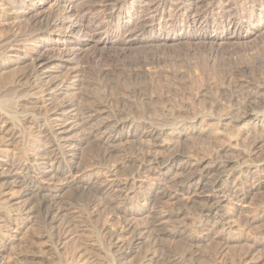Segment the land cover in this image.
<instances>
[{
  "label": "rangeland",
  "instance_id": "rangeland-1",
  "mask_svg": "<svg viewBox=\"0 0 264 264\" xmlns=\"http://www.w3.org/2000/svg\"><path fill=\"white\" fill-rule=\"evenodd\" d=\"M114 1L123 0H86L84 3L87 4L74 3L73 10L79 16L84 11L85 14L95 13L96 21L101 23L105 20L100 19L103 18V13L108 12L107 2L113 4ZM130 1L128 3H131ZM50 3L48 2L46 7ZM217 5L216 3L215 6ZM205 6L204 3L202 6L199 4L195 9L190 7L189 3H185L176 8L167 5L160 11L156 10L154 2H145L140 8H134L133 17L125 14L124 23L119 24L118 28L115 24L107 38L143 35V33L147 35L158 28L152 29L151 24L159 22L160 15L163 20L170 19V22L171 19L178 18L185 20L196 16L197 11L204 10ZM49 11L51 17L53 14L55 17L61 10L57 11L53 7ZM243 13L246 15L247 10ZM87 15L91 16V14ZM81 23L85 27L84 44L72 46L73 49L62 52L58 50L49 52L54 56L73 54L72 61L65 62L64 67L61 66L55 74L59 80L67 83L75 80L74 89L70 88L71 90H65L62 94L47 98L43 92L46 91L47 85L45 83L43 85L44 81L40 76L37 77L30 59H22L10 66L3 63L4 68L0 70V108L10 107L12 104L11 107H16L17 112L20 110V112H30L41 120L27 122L21 118L15 126H11V123L0 114L2 116L0 150L8 153L10 157H15V162H19L26 155L33 156L37 154L36 151L44 149L46 142H49L47 133L52 123L53 107H57L62 99L68 97V100L80 109L90 108L92 110L89 111L105 112L109 117L118 120L131 117L133 122L151 123L152 126L161 127L164 132L160 135L159 142H156L158 147L141 135L124 142L125 144L119 143L115 147H106L102 143L101 135L97 137L89 135L88 140L77 145L73 151L72 163L77 166L79 173L98 167L97 170L106 172L105 176L115 174L117 179H125L134 175V171L154 157L165 160L179 154L185 159L192 161L203 159L209 164L233 158L234 161L235 159L238 161L229 164L232 165L230 166L233 168L232 171L229 166L227 167L229 173H233L228 177V184L234 183L245 190L250 188L253 182L251 174L239 170L246 156L239 152L244 151L245 154L255 151L260 156H264V125L250 124L244 127L239 120L249 109L252 99H255L254 88L264 85V32L257 36L250 33L247 38L236 42L226 41L219 46L200 42L172 44L154 42L130 47L105 43L97 46L91 35V30H94L96 24H88L85 21ZM168 23L162 24V28L172 24ZM129 29L131 33L128 32ZM12 30V24L7 19H0V37L10 38ZM45 40L46 43L51 42V38ZM30 43L13 42L12 49L22 53L31 47L32 43ZM4 51L0 50V53ZM2 54L4 53L0 55V64L6 61L5 55ZM38 94L43 95L38 99L32 98L33 95ZM259 94L260 92L256 93L258 98ZM261 97L264 99V91L261 92ZM177 126H180L183 136L172 133L171 128ZM6 127H10L9 130ZM127 130L128 126L121 132ZM75 132V138H82L88 130L78 128ZM184 135L187 137L185 138ZM236 163L241 164L237 166ZM63 175L66 176V173L57 175L56 179H53L55 184L58 181L56 186L60 190L55 193V200L48 203V210L35 213L33 219H29L30 222L21 219L14 220L13 223L9 222L5 219L6 214L0 210V241L2 239L6 245L0 259L5 256L4 258L11 264H264V240L258 234L264 228L262 222L258 223L259 218L264 217V212L261 211H264L262 190L256 191L246 200L245 208L233 201L225 203L224 209L228 210L229 219L232 220V224L235 221L233 227L228 228L225 224L208 220L204 211L206 205L197 195H189L188 200L177 195L173 174L165 184L164 192L156 194V198L141 211L136 202L127 206L130 210H138V213L142 214L137 213L134 219L130 220L136 227L135 230H125L124 225L128 217L118 209L120 204H123L122 192L120 193L118 189H114L115 192L110 189L107 192L88 191V189L85 191L77 184L69 183V179ZM155 177V174L146 173L140 178L149 184L155 180ZM4 184L5 177L0 175V206L6 205L7 208L16 211L18 205L11 203L13 201L9 198L11 196L9 193L14 191L12 195H15V188L6 189ZM129 187H132L131 183ZM151 193L152 191L147 187L140 188L138 195H134V201ZM27 198L31 197L27 196ZM33 199L31 198V201ZM172 212H180V215L171 219L168 214ZM151 214L163 222L165 229L163 234L145 228L149 220L148 215ZM258 215L261 217H257ZM252 217L257 218V222H249ZM118 234L122 235L118 236ZM190 235H193V238ZM125 251L129 253H125L124 256L119 255L120 252Z\"/></svg>",
  "mask_w": 264,
  "mask_h": 264
},
{
  "label": "bare ground",
  "instance_id": "bare-ground-1",
  "mask_svg": "<svg viewBox=\"0 0 264 264\" xmlns=\"http://www.w3.org/2000/svg\"><path fill=\"white\" fill-rule=\"evenodd\" d=\"M48 2L51 3L50 5H48V7H46V4ZM84 2H86V0H0V19L1 20L7 19V21L11 23L13 27L10 38H8L9 36H7L6 38L5 36L0 37L1 38L0 50L1 51L5 50L4 52L1 53H4L2 55H5V59H6V61L1 62L0 70L4 68L3 63H6L10 66L13 65L14 63L17 64L22 59L27 58L30 59L34 71L37 74V77L40 76L42 81H44L43 85L44 83L47 85L46 91L45 90L43 91L45 92L44 93L45 97L50 98L52 96L62 94L65 90L67 91L70 88L74 89V86H76L75 80H72L74 82L70 81L69 83H67L62 80H59L57 78L58 77L57 74H55L56 72L59 71V68L61 66L64 67L65 62L72 61L73 54L54 56V55H50L49 52L54 50H58L62 52L64 50L73 49L72 46H80L81 44H84L86 41L83 39L84 37L83 33L85 30V27L81 23L83 21L87 22L88 24H93V25L96 24L94 30H91L92 31L91 35L94 40L93 42L97 46L105 43H110L114 45L119 44L120 46L121 44L130 47L132 45H143V44L148 45L154 42H163L164 44L167 43L172 44L176 42H192V43L200 42L203 44L209 43L212 45L219 46L220 44L226 41L236 42L243 38H247L250 35V33L255 34V36H257L258 34L264 32V0H246L245 2L243 0H131L130 1L131 3H128L129 0L114 1L113 4L111 2L108 4L107 2L106 6H108L107 9L108 12L105 14L102 12L103 18L100 19L101 20L105 19V20L102 21L101 23L96 21L95 13L88 12L85 14L84 11L82 15L80 16L77 15V13L73 10V4L74 3L80 4ZM145 2H154L156 5V10L159 9L160 11H162V9L164 10V8L167 5L176 8L177 6L180 7V5L183 4L185 5V3L187 4L189 3L190 7L192 8L194 7L195 9L199 4H201L202 6V4L204 3V5H206L205 6L206 8L204 10L201 9V11L196 10L197 11L196 16L189 17L188 19L185 20H179V18L176 16L178 19H171L172 21L170 22L169 18H166L169 20H163L162 19L163 17L160 15V17H158L159 22L156 23L152 22L153 24L150 23L152 29H155V27L158 28L153 30V32L147 35H144L143 33V35H134V36L125 35V37L117 38L115 36V38L113 39H108L109 37L107 38V36H110L109 33L111 31V28L115 24H117V28H118L119 24L124 23V17H126V15L127 16L130 15L129 17L131 16L133 17L134 14L132 15V11L134 10V8L136 7L140 8L142 4H144ZM99 3L101 4V2ZM216 3L218 4L217 6H215ZM53 7H55L57 11L59 10L61 11L59 12V14L56 12L57 16L55 17H53L54 16L53 14L52 16L53 18H52L51 17L52 14H50L51 12L49 10ZM101 10L103 11L102 8ZM246 10H247V14L243 15L244 14L243 12ZM139 13H141V11ZM87 14H91V16H88ZM96 15L98 16V14ZM99 16L101 15L99 14ZM168 21L169 23L172 24H170V26L167 27L164 26L165 28L164 27L162 28V24H166L168 23ZM144 27L146 26L144 25ZM129 30L128 32L131 33V30L130 31ZM116 31L118 32L119 30ZM137 32L139 33V31ZM45 38H51V42L46 43ZM13 42L16 43L23 42L24 44L25 42L28 43L31 42L32 44L30 43L31 47L21 53L19 51H14V49H12ZM13 46H15V44H13ZM8 65H6V67ZM256 85L257 84H255V86ZM254 90H256L255 92H253L255 99H252V102L250 103L251 105L249 106V109L244 113L243 117L240 120L237 119L239 120V123H241V126L244 125V127H246L247 125L250 126V124H252V126L264 125V99L262 98L263 96L261 97V92L264 91V85L257 86L256 88H254ZM259 92L260 94L258 98L256 96V93ZM41 95L43 94L33 95L32 98L38 99ZM65 98H67V100H64ZM65 98L61 100L62 101L61 104H59L57 107L55 106L53 107L54 111L52 110L53 113L51 118L52 123L47 133V136L49 137V142L45 141L46 144L44 145V149L38 152L36 151L37 154H34L33 156L29 154L26 155L24 153L26 156L25 155L22 156H25V158L23 160H19V162H15L14 159L15 157L14 158L10 157L8 153L0 150L2 151L0 152V175H3L5 177L4 185H6V189L15 188L16 191L15 195H12L14 193L13 191V193L12 192L9 193L11 194L9 198L10 200L13 201L11 203L18 205L16 211L11 210L13 208L11 209L7 208L8 206L6 205L0 206V210L4 214H6L5 219H7L9 222L11 221L13 223L14 220H18V219L30 222L29 219H33L32 217L34 216L35 213L42 212V210H48L47 209L48 203L50 201L52 202V200H55L54 199L56 197L55 193L60 190L56 186L58 184L57 183L58 181L55 184L53 179L54 178L56 179L57 175L63 173L64 174L66 173V176L65 175L63 176L69 179L68 180L69 183L77 184L85 191L86 189H88V191L103 190L107 192L110 189L111 191L113 190L115 192L114 189H118L120 193L122 192L123 196L122 195L121 196L123 197L122 199L123 204H120L118 209L120 211H123L125 215L128 217L126 218L127 221L126 219L124 220L126 221L124 225L125 230H130V229L135 230L136 227H134V225L130 222V220L134 219V217L138 213V210H134V211L130 210V208H127V206L132 205L134 204V202H136L137 206H139L138 207L139 210L141 211L146 205H148L149 202H151L156 198V194H160L164 192L166 188L165 184L169 181L170 179L169 177L173 174H174L173 175L174 183L177 185L175 191L177 195L182 196V198L184 199L189 198L188 197L189 195H197V197H199V199L202 200L206 205L204 206L205 210L204 209L203 210L205 211V215L208 218V220L209 221L214 220V222L217 224L218 223H221L222 225L225 224L228 226V228L233 227L235 221L232 224L231 222L232 220L229 219L228 216L229 213L227 212L228 210L226 211L224 209L225 203L233 201L235 203H238L237 204L238 206L245 208L246 207L245 202L250 196H252L256 191L258 192L262 190L264 192V156H260L259 153L257 154L255 153V151L254 152L250 151V153L243 154L244 151L241 150L242 152L239 153L243 156H246L245 159L243 158L244 161H242V163L243 162L244 163L243 164L241 163L237 164L238 162L236 163L237 166L241 164L240 166L242 167L239 170H241L242 173L251 174L252 176L253 182L248 190H245L240 186L239 188L234 183L228 184L229 181L227 180L230 174L232 173L231 171L233 169L230 167L232 165L229 166V164L238 161V159L237 160L235 159L234 161L233 158H228L220 163L209 164L206 160L203 159H200V161H192L191 159L189 160L187 158L188 159L187 160L182 155L179 154L173 155L171 158L165 160L162 159L159 160L160 158L158 159L157 157H154L152 159L147 160L146 163L142 164V166L138 170L134 171L133 173L134 175L125 179H117L115 174H109L105 176L106 172L103 171L102 173L100 170H97L98 167L96 169L92 168L85 173H79L77 166L74 163H72V159L74 158L73 151L75 150L77 145L86 142L85 140H88L89 135H92L94 137L101 135L102 143L106 145V147H115L119 143L129 142L133 138H136L138 135L146 137L149 139V141L151 140L154 144H156V142H159L160 135L164 132H162L163 129L161 127H157L154 125L152 126L151 123L148 124L147 122L146 123L133 122L131 117L130 118L124 117L123 119L118 120L117 118L111 116L109 117L108 115H106L107 113L105 114V112L97 113L94 112V110L89 111L92 110L90 108L80 109L75 103L69 101L68 97ZM11 106L6 108L2 106V108H0V114L3 117H5L7 121H9L8 123H11V126L12 125L15 126L16 125L15 123L18 122L19 119L21 118L25 119L27 122H31V121L40 122L41 118L36 117L33 113L26 111L20 112L21 110L17 112L18 110H16V107H11ZM1 115L0 118L2 117ZM44 119L45 118H43V120ZM126 126H128V130L126 132H121V130L124 129V127ZM180 126L171 128L172 133H175L178 136H183L184 133L179 129ZM9 128L7 129L9 130ZM78 128H82V129L84 128L85 130H88V132L86 134L83 133L85 134V136H83L82 138H77V137L75 138L74 133H76L75 131L76 129L78 130ZM241 128L243 129V127ZM6 145H8V143ZM155 147H158L157 144L155 145ZM19 155L17 156L19 157ZM228 166L229 169L231 168L230 171L231 173H229V169H227ZM146 173L155 174L156 177L152 183L149 184L145 183L144 180L140 178L142 174H146ZM233 178H235L234 175ZM130 183L132 184V187H129ZM69 186H71V184H69ZM145 187H147V189L152 191V193L143 196L138 201H134V195H138V189ZM27 196L34 198L33 201H31V198L28 199ZM248 202L250 201L248 200ZM247 205L249 206V204ZM246 211L245 214L247 213ZM261 211L264 212L263 210ZM138 214H142V213L139 212ZM245 214L243 215L245 216ZM179 215L180 212L179 213L172 212L168 214V216L171 219L177 218ZM148 216H149L148 217L149 220L148 223L145 224L146 225L145 228L156 230L158 231L157 234H163L162 232L165 229L163 228V224H162L163 222L161 221V219L152 214ZM257 217H261V216L258 215ZM249 222L252 223L257 222V218L252 217L251 220H249ZM259 222H262L261 224L263 226L264 217L259 218L258 223ZM6 223L7 222H5V224ZM242 230L244 231L245 228ZM258 234H260L262 239L264 240V228H262V230ZM121 235L122 234H118V236ZM193 235L190 236L192 237ZM12 238L14 239V237ZM16 238L17 237H15V239ZM118 239L120 238L118 237ZM136 239H138V237ZM1 241H0V255H2V252H4L6 248V245L3 243V241L2 242ZM120 253L121 254L119 255L124 256L125 253L126 254L129 253V251L120 252ZM24 256L27 255L24 254ZM4 257H2L3 259H0V264H11V262L6 260V258ZM16 261L15 263H17Z\"/></svg>",
  "mask_w": 264,
  "mask_h": 264
}]
</instances>
